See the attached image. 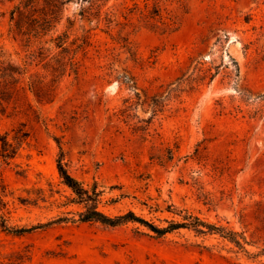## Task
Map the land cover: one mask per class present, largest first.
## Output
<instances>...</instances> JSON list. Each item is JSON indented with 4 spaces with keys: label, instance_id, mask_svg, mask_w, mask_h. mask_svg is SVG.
<instances>
[{
    "label": "rangeland",
    "instance_id": "obj_1",
    "mask_svg": "<svg viewBox=\"0 0 264 264\" xmlns=\"http://www.w3.org/2000/svg\"><path fill=\"white\" fill-rule=\"evenodd\" d=\"M21 1L0 2V61L27 67L2 87L0 213L34 229L0 230V264H264V0H38L54 27L30 42ZM59 162L110 217L240 244L83 222Z\"/></svg>",
    "mask_w": 264,
    "mask_h": 264
},
{
    "label": "trees",
    "instance_id": "obj_2",
    "mask_svg": "<svg viewBox=\"0 0 264 264\" xmlns=\"http://www.w3.org/2000/svg\"><path fill=\"white\" fill-rule=\"evenodd\" d=\"M14 0H0L1 3L13 2ZM38 0H22L18 5H15L11 12V23L12 27L10 29L11 33L22 35L26 38L27 42L31 41L32 33L34 32V37L41 38L53 29V23L47 18L40 19L36 17L33 12H35V4ZM58 47H63L65 44L64 39L60 37L57 39ZM72 69L76 72V64L71 61ZM27 74V67L21 68L10 62L0 61V100L3 99L2 87H8L9 85H15L19 80ZM7 146H9L8 141L3 140V158H10V154L7 153ZM59 172L64 184L69 187L73 194L76 196L75 202L83 205L85 211L81 214V220L83 222H100L109 227H118L126 223H139L151 232H153L158 237L166 236L174 231L181 229H192L199 234L206 233H219L222 236L228 237L231 241L240 244L237 239V234L233 232H225V230L218 228L217 226L208 224L207 222L193 217L184 216L182 222L170 221L168 226L161 227L151 223L141 216H138L135 212L129 211L124 215L117 217H110L99 210V203L101 198V192L98 191L96 187L93 190H87L82 183H80L76 178H74L65 169L64 165L59 162ZM7 197L6 188L2 187L0 189V212L4 211L7 203L5 198ZM22 201V200H20ZM32 228H16L9 224V220L5 213H0V230L8 232L14 235H23L31 232Z\"/></svg>",
    "mask_w": 264,
    "mask_h": 264
}]
</instances>
